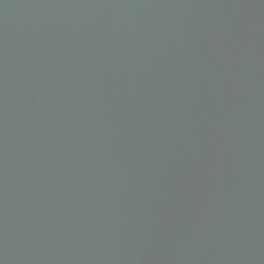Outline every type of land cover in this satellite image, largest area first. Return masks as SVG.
I'll return each mask as SVG.
<instances>
[{
    "label": "water",
    "instance_id": "water-1",
    "mask_svg": "<svg viewBox=\"0 0 264 264\" xmlns=\"http://www.w3.org/2000/svg\"><path fill=\"white\" fill-rule=\"evenodd\" d=\"M0 264H264V0H0Z\"/></svg>",
    "mask_w": 264,
    "mask_h": 264
}]
</instances>
